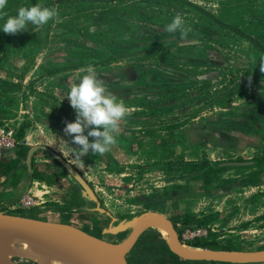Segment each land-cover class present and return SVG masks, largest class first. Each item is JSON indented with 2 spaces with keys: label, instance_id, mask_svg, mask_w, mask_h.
<instances>
[{
  "label": "rangeland",
  "instance_id": "obj_1",
  "mask_svg": "<svg viewBox=\"0 0 264 264\" xmlns=\"http://www.w3.org/2000/svg\"><path fill=\"white\" fill-rule=\"evenodd\" d=\"M48 1H53L56 8H65L59 12L68 11V15L65 17H68L71 22L74 21L76 25L74 29L73 27H64V24H62L64 23V17H61L60 22L50 20L38 29L31 24L19 37H15V41L13 40L7 49L3 50L0 47V143H2L0 148L30 147L27 144L36 141H38V144L35 145L49 148H51L49 145H53L55 148L53 150L76 168L90 185L96 179L102 180L97 185L98 189L95 188L97 192L93 190L101 202V207L111 216L120 219L147 211L151 204L147 203L146 200H144L146 202L144 204L145 202L138 200V198L152 196V191L158 189V186H160L159 188L169 189L171 191H169V197L176 200L173 210L176 212L175 214H178H169V216L173 222L179 217L178 221L181 224L174 223L181 236L183 231L187 229L207 230L208 225L213 227V219L197 218L192 214V211L202 213L204 210L207 215H210L212 212L221 209L238 211V208L242 206V212L247 216L249 210L245 208L252 206L258 215L251 220L223 219L218 220V222L232 224L228 228L231 232L224 231L230 239H235L237 237L235 233L239 230L248 229L251 232H258V235L255 236L257 241L254 244H248L243 249H246V251L264 249V179L260 185L254 187H244V185L235 182V179L239 175L248 172V169H232L222 173V176L219 174L212 175L207 181L202 178H189L190 174L184 173L183 168L171 169L167 172V186H165L160 183L156 173L151 174V177H146L145 175L149 171L135 172L138 181L130 182L132 175L128 176L125 170L119 169V164L115 159L116 155L112 150L103 155L90 152L83 157L86 166L83 168L78 166L63 142V140L71 139L64 135L65 122H74L76 113L70 105L65 103V98L60 100L54 95L48 81V73H46V67L49 70L58 67L45 61H41V64L34 69L33 65L38 56L43 59L48 54L59 56L63 52L66 56H69L71 52L68 51H72L69 48L77 45L74 38L79 41L86 40L89 44L96 46L98 41L111 44L115 39V35L102 29L101 26L104 25L102 23H100L102 24L100 26L93 25L95 19H92L93 15L90 13L73 12L68 3L59 5L57 0H40L37 4L47 5ZM128 1L131 0H114L113 2L107 1L98 4L88 2V4H94L87 5V8L90 12L92 9H98L105 4L103 7L113 6L110 8L118 9L121 5L125 6ZM18 2L20 3L19 6L22 5L21 0H13V6ZM136 2H141L144 6L145 3L154 4L143 7V16L139 21H137L139 15L119 14V11H116L115 14L116 17L120 18L119 22H129L132 26V33L138 36L141 35L145 40L146 45L141 50L143 56L139 54V58L143 59L148 66H162L164 68L162 71L174 72L177 78H186L188 82H191V85L183 86L181 84L177 85L176 88L171 87L162 97L153 98L152 100H155V102L142 108L137 114H140L143 118L145 114L151 115L155 124L161 122L160 117L167 118L168 125H172L174 121L183 118L185 123V121L193 118L192 116L201 113L207 115L223 111L236 112L264 101V73L259 70V62L261 57H264V51L257 49L249 39H257V34H264V0H170L169 2L168 0H134V5ZM155 4L160 5L156 6ZM177 13L182 15L186 27L191 28V32L186 37L191 39L183 42L182 48L176 47L177 42H175V38L179 37L177 34L180 35V33L178 31L169 33L165 30V26L171 22ZM204 13L209 14L214 19H210ZM82 18H89V20L84 23ZM144 21L147 23H143ZM81 23L84 26H81ZM146 24L151 25L153 28H159V30L138 29ZM201 26H205L208 30L197 32L196 27ZM77 28L79 32H76ZM10 35L6 34L5 39ZM159 36L163 38L162 41H158ZM262 46L264 48L263 43ZM135 51L131 52L134 53ZM131 52L116 54L114 60L126 56L131 58L134 56V54L131 56ZM147 53L150 54L146 55ZM85 56L82 57L86 58L88 63L94 60L102 61V58L93 59L92 56ZM218 56L227 62L226 66L217 61L212 66H203L199 62L191 63L187 60L182 62L181 59V57L194 58L201 59L199 61L202 62L207 58L209 60ZM106 57L107 55H104V58ZM176 57H178L177 60ZM84 58H81L80 61L86 62ZM17 59L24 60L23 64L19 66L20 68L15 66ZM157 71L162 72L153 68L148 70V78L154 80L156 76H162ZM152 82L145 83L147 89L160 90V85ZM159 102L163 104L160 107ZM261 110L264 115V108H261ZM126 124V121L124 123L121 121L120 127H128ZM261 124L263 128L262 135L260 139L250 140L249 147L251 151L246 159L261 161V158H264V120L261 121ZM123 131L125 132V130ZM70 146L76 147V145ZM116 152H118L117 148ZM36 156L38 158H35ZM239 159L242 158H236L235 160ZM260 163L258 168L264 166L263 161ZM33 168H35V171H33ZM24 172L22 171L23 174L19 178L24 179L26 175ZM64 172L60 164L44 151L36 152L32 158L31 182L33 179L43 181L48 186L57 183L59 186H63L62 192L72 191L78 205L74 204L71 207L77 214L80 211L84 212L85 208H92V205L84 203L80 196V189L77 186H69V189H67L66 182L65 185L62 184V181L64 183ZM121 174H125L123 179L119 177ZM143 178H146V181ZM161 182L163 183V180ZM136 183L140 184L136 185ZM145 191H149L148 195H145ZM24 196L31 199L32 202L29 206L24 207L18 199L8 206L1 207L0 211L13 215H20L23 212L28 214L32 213V209L43 203L36 195H28V192ZM227 197L228 200L223 201ZM135 198L136 200H134ZM238 199H241V203ZM169 212L167 211V213ZM92 213L96 218L94 222V228L96 229L93 230L92 226L91 229L94 234L101 237V229L108 223V218L104 214ZM124 236L125 234H121L108 239L118 242ZM158 236H160L159 233L152 229L144 233L127 255L128 264H216L187 262L175 258L168 251L165 244L159 240ZM206 239V237L192 238L187 236L186 239H182V242L185 246L206 249L203 248L208 245ZM228 247H231V245H226V248Z\"/></svg>",
  "mask_w": 264,
  "mask_h": 264
},
{
  "label": "crops",
  "instance_id": "obj_2",
  "mask_svg": "<svg viewBox=\"0 0 264 264\" xmlns=\"http://www.w3.org/2000/svg\"><path fill=\"white\" fill-rule=\"evenodd\" d=\"M68 19V17H64V23L62 24H64V27L68 26L74 29L76 24L74 21L71 22ZM81 24V26H84L83 23ZM63 46L66 47L65 45ZM69 50L71 49L69 48ZM68 52H71L69 56H66L64 52L60 53L59 56L57 54H48L47 57L43 59L38 56L33 65V69L36 68L37 65H40L41 61H45L46 63L51 62V64H55V67H58L51 70L46 67V73H48V81L53 89L54 95L60 100H64L65 98V103H67V105H70L67 99L69 85L77 83L80 76L85 74L88 69H92L97 76L104 81L107 89L128 107L129 115L122 120L123 123L125 121L127 122L126 125L128 127H120V131L117 134V143L111 147V150L116 155L115 159L119 164V169L125 170L128 176L132 175L131 177L133 179L130 178V182L138 181V178L134 174L135 172L149 171L148 174L145 175L146 177H151V174L156 173L160 179V183L167 186V172L171 171L167 165L173 162H192L201 160L214 162L235 158L246 159L251 151L249 147L251 143L250 140L254 141L262 135L263 128L261 127V122L257 121L253 123V125H250L244 115L240 114L239 117L241 118L238 121L250 127L247 132H243L231 125L233 118L237 115H227L230 114V112L225 111L207 115L201 113L192 116L193 118L185 121V123L183 118L182 120L174 121L172 125H168L167 118L164 119L160 117L161 122L155 124L151 115L145 114L143 118V116L137 114L142 108L147 107V105L150 106L152 102H155V100L153 101V98L150 97L151 94L147 92L148 89L145 86V83H150L152 81L148 78L149 73H147V71L152 69L154 65L148 66L143 59L139 58L140 55L143 56V51L134 53V56L131 58L121 57L122 59L119 58L108 63L98 60L88 63L86 58H84L86 62H82L80 61V56L76 55V57L73 51ZM102 57L104 58L103 55ZM16 61L15 66L19 67L23 64L24 60L17 59ZM162 105L163 104L159 102V107ZM123 130H125V132ZM250 133H252L253 136ZM35 144H38V141L27 145L34 146ZM49 146L51 147L50 149H55L53 145ZM116 148L118 152H116ZM35 158L38 157L36 156ZM33 169V171H35V168ZM178 169L179 168H177V170ZM226 172H228V170L218 174L221 175ZM119 177L123 179L125 174H121ZM17 180H19V178ZM143 180L146 181V178H143ZM162 180L163 183L161 182ZM99 182H102V180L96 179L91 185L95 192H97L96 189H98L97 185ZM235 182L239 183L238 181ZM13 183L8 177H0V208L8 206L19 198V195H16L15 192L13 193V190H15L13 189ZM139 184L140 183H136V185ZM60 186L57 183L48 186L45 185L43 181H35L33 179L31 187L28 190V195H36L43 203L39 202L41 204H39L37 208L32 209V213L26 214V212H23L20 215L29 218L71 224L83 229L89 234L98 236L92 231V229H96L94 228V222L96 221L94 214L89 212L87 210L88 208H85L84 212H78V214L74 212L75 210L72 209L73 207H71V205L78 204L73 197L72 191L68 190L69 192H62L64 188L62 185ZM159 187L160 186L153 191L150 189L152 191V196L147 198L140 197L138 200H142L143 202L146 200L147 203L151 204L147 211L160 212L168 219L172 220L169 214L178 215L175 214L176 212L173 210L176 200L169 197V189ZM118 190L120 191V189ZM149 191H145V195H148ZM226 199L228 200V197L223 199V201H226ZM134 200H136V198ZM238 201L241 203V199H238ZM146 202L144 204H146ZM247 208L249 210V215L247 216L242 212V206L238 208V211L221 209L212 212L210 215H207V212L204 210L202 213H200V211H192V214L197 218L206 217L214 220L212 224L213 227L208 225V229L204 231V233L206 232V234H208L206 239L208 245H205L203 248L214 250H242L248 244H254V242L257 241L255 236L258 235V232H251L248 229L239 230L235 233L237 237L235 239H230L228 235H225L224 231L231 232L228 228L232 224L229 222H218V220L223 219L248 221L258 215L257 212L255 213L254 207L247 206L245 209ZM167 211L169 213H167ZM1 212L5 213V211ZM178 218H176L174 222L181 224ZM194 231L196 230L194 229L193 232ZM183 232H185V230ZM259 232L261 233V231ZM184 234L183 239H185L187 235L186 232ZM229 244L231 247L226 248V245Z\"/></svg>",
  "mask_w": 264,
  "mask_h": 264
},
{
  "label": "water",
  "instance_id": "obj_3",
  "mask_svg": "<svg viewBox=\"0 0 264 264\" xmlns=\"http://www.w3.org/2000/svg\"><path fill=\"white\" fill-rule=\"evenodd\" d=\"M44 151L66 172V188L74 184L81 187L84 203L93 202L89 212L104 214L108 223L101 229V237L67 223L2 213L0 211V264H128L127 255L140 237L149 230H164L168 238L160 235L168 251L176 258L187 262L216 264H264V249L192 251L182 244L173 222L157 211H144L130 217L116 218L101 207L100 201L85 178L61 155L49 147L30 146L25 156L26 175L19 185V198L24 196L31 184V163L34 154ZM16 159V148H0V161ZM257 160H229L213 162L209 170L241 169L253 167ZM264 176V171L261 172ZM21 194V195H20ZM17 199V200H18ZM15 200L14 202H16ZM12 202V203H14ZM125 234L118 242L109 240ZM104 236V237H103Z\"/></svg>",
  "mask_w": 264,
  "mask_h": 264
},
{
  "label": "clouds",
  "instance_id": "obj_4",
  "mask_svg": "<svg viewBox=\"0 0 264 264\" xmlns=\"http://www.w3.org/2000/svg\"><path fill=\"white\" fill-rule=\"evenodd\" d=\"M7 2L8 0H0V19L6 15L3 10ZM50 20L60 22L56 7L50 8L40 4L22 6L15 15L7 16L0 30L15 35L25 31L29 23L38 29ZM165 30L169 33L178 31L182 38H186L191 32V28L186 27L185 20L179 13L165 26ZM259 70L264 73V57L260 59ZM67 99L76 117L74 122H65L64 135L71 139L63 142L72 159L83 168L86 166L84 156L90 152L103 155L117 143L120 122L129 115V109L107 89L104 81L92 69H88L80 76L77 83L69 85Z\"/></svg>",
  "mask_w": 264,
  "mask_h": 264
},
{
  "label": "trees",
  "instance_id": "obj_5",
  "mask_svg": "<svg viewBox=\"0 0 264 264\" xmlns=\"http://www.w3.org/2000/svg\"><path fill=\"white\" fill-rule=\"evenodd\" d=\"M74 1H78V0H74ZM106 1H111L113 2L114 0H106ZM170 0H168L169 2ZM177 1V0H176ZM37 2H40V0H21V4L19 6V2L13 6V0H8L7 5L5 7V9L3 10L4 13H6V15L4 16V18L0 19V29H2L3 24L6 22L7 16H11V15H15L17 13V10L19 9V7L25 6V7H30L32 5L37 4ZM68 3V0H57V4L59 5H66ZM80 4V5H79ZM79 4L77 6H74V10H72L73 12L76 13H81L82 11V2L79 1ZM43 6H47V7H54V3L53 1H48L47 5ZM133 15H139V18L137 17V21L142 19L143 16V12L142 9L144 7V5L141 4V2H136L135 5H133ZM131 7L128 6H120L117 8H108L106 9L107 14H109L111 16V19H115L118 20L120 18L116 17L115 12L119 11V14H124V13H131ZM58 12L62 11L65 8H57ZM206 16H208L210 19H214L212 16H210L207 13H204ZM68 15V11L67 12H59V17L60 19H62L61 17H65ZM102 16V15H101ZM101 16L97 17V18H101ZM107 16V15H105ZM77 17H82V16H77ZM113 21V20H112ZM143 23H147V22H143ZM31 24L29 23L26 27V30L29 28ZM102 29L112 33L115 35V39L111 42V44H107L105 41L101 42L98 41L96 42V46L92 45L91 43L89 44L86 40H77L74 39L75 43L77 45H75L74 47L70 48L73 53L75 54V56H80L81 58H84L82 56H94L93 59H99L102 58L101 60L104 61L105 63L110 62L111 60H114V57L116 56V54H122V53H127L131 52L133 50H136L134 53L136 52H140L142 50V48L146 45L145 40L142 38V36H138L132 33L131 29L132 26L130 25H125L122 24L120 22H109V23H105ZM228 27V26H227ZM138 29H147L150 31H156L159 30V28H153L151 25L148 26V24L143 25L141 27H139ZM25 30V31H26ZM197 32L200 33V30H205L207 31L208 28H206L205 26H201V27H196ZM19 32L15 35H10L7 39H5V35L6 33H4L2 30H0V47L5 50L7 49V47L13 42V40L15 39V37H19L22 33ZM76 32H79V29H76ZM90 32V31H89ZM88 32V33H89ZM211 33V32H209ZM87 34V33H86ZM206 34V33H204ZM178 38H175V42L176 43V47L180 48L183 44V42L190 40L191 38H182L181 35H178ZM251 42L253 43V45L259 49V50H263L264 48L262 46V43L264 44V34H257V39H251ZM15 41V40H14ZM179 42V43H178ZM182 48V47H181ZM109 52V53H108ZM134 53H130L131 56ZM93 54V55H92ZM97 54V55H95ZM150 53H147L146 55H149ZM102 55H107L106 58L103 59ZM76 56V57H77ZM85 56V57H86ZM128 57V56H126ZM178 59V57H176V60ZM182 62H185V60H187L188 62L194 63V62H199L201 64H203V66H212L215 61L221 63L223 66H226L227 62H225L224 60L220 59L219 56L214 59H209L208 58L202 62H200L199 60L201 59H194V58H185V57H181ZM213 61V62H211ZM91 62V61H90ZM233 64V63H232ZM228 65H230V63H228ZM154 69L157 70H163L164 68H162V66H152ZM143 68V67H142ZM159 73V72H158ZM159 74H162V76L158 77L156 76L154 78V80H152L154 84H158L160 85V89L162 88L163 90H151L148 89L147 92H149L151 94L150 97L155 98V97H162V95L166 94L165 92L170 90V88H176L177 85H181L183 84V86H187V85H191V82H188L186 80V78H177V76H175V73H171L170 71L164 70L162 72H160ZM28 150V147L26 146H21L19 148V153L17 155L16 159H12L9 158L7 163H4L2 161H0V177H8L12 183L14 184V188L15 190H13V193L15 192L16 195H19L20 190H18L19 184L20 182L17 180L19 178V176H22V171H26V166L24 164V161L22 162V160L25 158L26 152ZM25 160V159H24ZM264 162V158H261V161L259 160V164H261L260 162ZM22 164V166H21ZM169 167V169H177V168H183L184 169V173L190 174V178L191 179H204L205 181H207V179L212 176V175H216L220 172H223L224 170H209L210 166H211V162L208 160H201V161H192V162H176V163H169L167 165ZM261 170H264V166L261 168H258V170H252L250 171L248 174L244 175L243 177H241V181L242 184L244 185V187H254V186H258L263 182L264 176L260 175ZM159 237V236H158ZM160 240V239H159ZM161 242H163L162 240H160Z\"/></svg>",
  "mask_w": 264,
  "mask_h": 264
},
{
  "label": "flooded vegetation",
  "instance_id": "obj_6",
  "mask_svg": "<svg viewBox=\"0 0 264 264\" xmlns=\"http://www.w3.org/2000/svg\"><path fill=\"white\" fill-rule=\"evenodd\" d=\"M79 1L80 2H82V4H83V8H82V11H81V13L82 14H85V13H90L91 15H93V18L92 19H95V21H93V25H98V26H100V25H102V24H105L107 21V23H109V22H113V23H115V21L117 22H119V19L118 20H110L111 19V16L109 15V14H107V12H106V9H108V8H110V7H113V6H109L108 8L107 7H103L105 4H103V6H101L100 8H98V9H92L90 12H88L89 11V8H87L88 6H90V5H93L94 3H104V2H107L106 0H78V1H74V0H68V4L70 5L69 7H70V9L71 10H73V7L74 6H76V5H78L79 4ZM134 0H131V1H128V3L125 5V6H128V7H131L130 9H131V13H132V15H133V5H134ZM88 2H94V3H90V4H88ZM110 2V1H109ZM146 5L145 6H152V4H154V3H145ZM88 5V6H87ZM156 6H158V5H160V4H155ZM144 6V7H145ZM163 6V5H162ZM161 7V6H160ZM148 8V7H147ZM102 15V16H101ZM105 15H107V16H105ZM99 16H101V18H97V17H99ZM83 19V21H84V23H85V21L86 20H89V18H87V19H85V18H82ZM110 20V21H109ZM91 23V22H90ZM100 23H102V24H100ZM120 23H122V24H127V25H130V23L129 22H127V21H122V22H120ZM86 25V24H85ZM92 25V26H93ZM160 35V34H159ZM152 36V35H151ZM156 37V36H155ZM163 40V38L161 37V36H159V38H158V41H162ZM155 42H157V41H155ZM261 108H264V101L263 102H261V103H257V104H254V105H252V106H248V107H246L245 109H243V110H237L236 112H230V114H227V115H237L235 118H233V120H232V122H231V125H232V127H235V128H237V129H239V130H241V131H243V132H247L248 131V129L250 128L249 126H247L246 124H241V122H239L238 120L241 118V117H239V115L240 114H242V115H244V117L249 121V124L250 125H253V123H256L257 121H259V122H261L262 120H264V115H263V112H261L262 110H261ZM243 112H244V114H243ZM262 125V124H261ZM262 127V126H261ZM252 136H253V134L252 133H250ZM258 137H260V136H258ZM258 139H260V138H258ZM27 147V146H26ZM19 146L16 148V154L18 155V153H19ZM28 149H29V147H28ZM35 155V154H34ZM26 156V155H25ZM34 157V156H33ZM8 159H9V157L7 158V162H8ZM25 159V158H24ZM24 159L22 160V162L24 161ZM236 159V158H235ZM235 159H230V160H235ZM239 160H251V159H239ZM254 160H256V159H254ZM224 161H229V160H224ZM3 162V161H2ZM7 162H4V163H7ZM214 162H216V161H214ZM257 162H258V164L256 165V166H253V167H248V168H241V169H248V172H245L244 174H241V175H239V177H237L236 179H235V181H238L242 186H243V184H242V181L240 180L241 179V177H243L244 175H246V174H248L250 171H252V170H256L259 166H260V164H259V160L257 159ZM213 162H211V164H212ZM25 164V163H24ZM31 165H32V163H31ZM21 166H22V164H21ZM76 169V168H75ZM232 169H236V168H231V169H222V170H224V171H229V170H232ZM250 169V170H249ZM262 171H264V170H261V172ZM79 172V171H78ZM261 172H260V175H261ZM25 174H26V171L24 172ZM80 173V172H79ZM65 175H66V172H64V178H65ZM19 182H20V184H21V181H22V179L21 178H19V180H18ZM19 184V185H20ZM90 185V184H89ZM72 186H77L80 190L79 191H81V187H80V185L79 184H74V185H72ZM91 186V185H90ZM92 188V187H91ZM92 190H93V188H92ZM94 191V190H93ZM95 193V192H94ZM97 196V195H96ZM98 198V197H97ZM83 200V199H82ZM84 201V200H83ZM100 201V200H99ZM87 204H90V205H92V208H94L95 207V204L93 203V202H88ZM100 204H101V202H100ZM173 222V221H172ZM173 224H174V226H175V228H176V230H177V232H178V235H179V238H180V240H181V242H182V239H183V235H184V233L187 231L188 232V235L189 234H191L192 232H193V230H190V229H187V230H185V232H183L182 233V236H181V234H180V232H179V230L177 229V226L175 225V223L173 222ZM195 230H198V229H195ZM202 231H206V230H203V229H201ZM187 237V236H186ZM199 237H201V238H203V237H208V234H206V232H205V234H203V235H201V236H199ZM199 237H197V238H199ZM159 239H160V236H159ZM186 239V238H185ZM161 240V239H160ZM184 240V239H183ZM182 244H183V242H182ZM184 245V244H183ZM167 248V247H166ZM176 258V257H175Z\"/></svg>",
  "mask_w": 264,
  "mask_h": 264
},
{
  "label": "built area",
  "instance_id": "obj_7",
  "mask_svg": "<svg viewBox=\"0 0 264 264\" xmlns=\"http://www.w3.org/2000/svg\"><path fill=\"white\" fill-rule=\"evenodd\" d=\"M0 144H2V143H0ZM31 199L29 198V197H27V196H23V197H21L20 198V203L24 206V207H27V206H29L30 204H31ZM186 236H188V237H199V236H201V235H203V234H205L204 233V231H202V230H196V231H194V232H192L191 234H189L188 235V232L186 231ZM185 235V234H184ZM185 236V238H187Z\"/></svg>",
  "mask_w": 264,
  "mask_h": 264
},
{
  "label": "bare ground",
  "instance_id": "obj_8",
  "mask_svg": "<svg viewBox=\"0 0 264 264\" xmlns=\"http://www.w3.org/2000/svg\"><path fill=\"white\" fill-rule=\"evenodd\" d=\"M157 232L159 233V235L168 238L169 234L167 233V231L164 230H157ZM187 247V249L192 250V251H198L199 249L195 246H185Z\"/></svg>",
  "mask_w": 264,
  "mask_h": 264
}]
</instances>
